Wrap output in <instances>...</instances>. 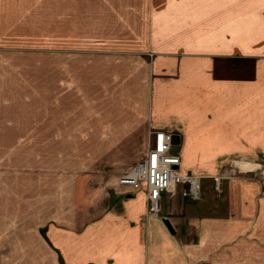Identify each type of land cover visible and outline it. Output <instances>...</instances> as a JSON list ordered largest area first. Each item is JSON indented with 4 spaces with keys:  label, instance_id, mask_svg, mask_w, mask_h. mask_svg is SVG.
<instances>
[{
    "label": "crops",
    "instance_id": "1",
    "mask_svg": "<svg viewBox=\"0 0 264 264\" xmlns=\"http://www.w3.org/2000/svg\"><path fill=\"white\" fill-rule=\"evenodd\" d=\"M84 52L139 71L142 97L84 116ZM155 132L200 180L199 201L162 193L157 218L144 183L118 181ZM135 135L119 150L135 163L84 174V143ZM260 248L264 0H0V264H257Z\"/></svg>",
    "mask_w": 264,
    "mask_h": 264
},
{
    "label": "rangeland",
    "instance_id": "2",
    "mask_svg": "<svg viewBox=\"0 0 264 264\" xmlns=\"http://www.w3.org/2000/svg\"><path fill=\"white\" fill-rule=\"evenodd\" d=\"M85 51V50H84ZM90 53L84 52V69H83V111L84 116H90L91 111H95V106L98 110H106L102 108V105H107L108 103L103 102L105 98H108L110 95L117 97L118 95L124 96L127 98L130 96L131 99H140L142 97L141 91V82L140 72L135 70H126L120 69L121 67L117 66L114 63H111V66H115V69H107V62H102L100 58L96 64L90 61ZM94 65V68H92ZM110 98V97H109ZM137 100V101H138ZM133 102V105H138L139 102ZM141 102V101H140ZM122 101L110 102L111 106L121 105ZM93 106L94 109H91ZM99 137V135H98ZM139 135H135L132 139V142H126L121 144V140L110 142L109 144L105 141L98 144L100 148L91 149L88 146H91L90 143H84L83 149V172L85 173H106L114 172V174H120L123 167L121 163L124 164H133L135 163L137 153L139 151H133L128 149L124 151H119L123 146L125 147H137L139 144ZM172 148V152L176 153V149ZM134 154H133V153ZM129 153H132L130 156H127ZM246 167V169H245ZM233 168L237 171L248 172L254 169V166L247 161H236L233 164ZM261 248L259 252L260 260L257 261V264H264V257H262ZM264 256V255H263Z\"/></svg>",
    "mask_w": 264,
    "mask_h": 264
},
{
    "label": "built area",
    "instance_id": "3",
    "mask_svg": "<svg viewBox=\"0 0 264 264\" xmlns=\"http://www.w3.org/2000/svg\"><path fill=\"white\" fill-rule=\"evenodd\" d=\"M172 139L170 134L155 132L145 159L137 163L128 174L118 179L120 184L131 186L134 189H139L144 183L147 215L150 217L160 216L161 194L167 192L172 186L184 185L186 188L181 193L183 198L200 200L199 178L179 175L176 172L180 159L171 151ZM222 180L223 176L212 178L214 192L220 193Z\"/></svg>",
    "mask_w": 264,
    "mask_h": 264
},
{
    "label": "water",
    "instance_id": "4",
    "mask_svg": "<svg viewBox=\"0 0 264 264\" xmlns=\"http://www.w3.org/2000/svg\"><path fill=\"white\" fill-rule=\"evenodd\" d=\"M164 224L167 227V229L170 231V226H169L168 222L164 220Z\"/></svg>",
    "mask_w": 264,
    "mask_h": 264
}]
</instances>
